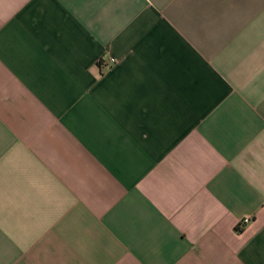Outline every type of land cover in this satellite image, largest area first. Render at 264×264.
<instances>
[{"label":"crops","instance_id":"crops-1","mask_svg":"<svg viewBox=\"0 0 264 264\" xmlns=\"http://www.w3.org/2000/svg\"><path fill=\"white\" fill-rule=\"evenodd\" d=\"M0 264H264V0H0Z\"/></svg>","mask_w":264,"mask_h":264},{"label":"built area","instance_id":"built-area-1","mask_svg":"<svg viewBox=\"0 0 264 264\" xmlns=\"http://www.w3.org/2000/svg\"><path fill=\"white\" fill-rule=\"evenodd\" d=\"M108 61H109L110 63H108V64L105 66V68H108V67H110V65H112L113 63H116L115 59H113V58H110ZM248 222H249V219H248V218L243 219V220L240 222L239 227L244 226V225L247 224Z\"/></svg>","mask_w":264,"mask_h":264},{"label":"trees","instance_id":"trees-1","mask_svg":"<svg viewBox=\"0 0 264 264\" xmlns=\"http://www.w3.org/2000/svg\"><path fill=\"white\" fill-rule=\"evenodd\" d=\"M235 231H236V233H241L242 229H241V227H237Z\"/></svg>","mask_w":264,"mask_h":264}]
</instances>
